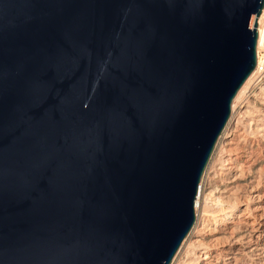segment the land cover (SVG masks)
Here are the masks:
<instances>
[{
    "label": "water",
    "instance_id": "95a60500",
    "mask_svg": "<svg viewBox=\"0 0 264 264\" xmlns=\"http://www.w3.org/2000/svg\"><path fill=\"white\" fill-rule=\"evenodd\" d=\"M264 0H0V264H169Z\"/></svg>",
    "mask_w": 264,
    "mask_h": 264
},
{
    "label": "bare ground",
    "instance_id": "6f19581e",
    "mask_svg": "<svg viewBox=\"0 0 264 264\" xmlns=\"http://www.w3.org/2000/svg\"><path fill=\"white\" fill-rule=\"evenodd\" d=\"M251 74L252 71L231 99L229 114L199 179L191 226L169 264H264V149L251 145L240 151L238 143L242 140H237L235 129L240 116L233 115ZM258 95L245 97L238 110L243 119L258 112L255 125L264 120V97ZM244 135L247 133L242 135L246 138ZM245 138L243 144L247 142Z\"/></svg>",
    "mask_w": 264,
    "mask_h": 264
},
{
    "label": "rangeland",
    "instance_id": "374dc122",
    "mask_svg": "<svg viewBox=\"0 0 264 264\" xmlns=\"http://www.w3.org/2000/svg\"><path fill=\"white\" fill-rule=\"evenodd\" d=\"M252 86V88L254 87V91H252V92H256L258 89L260 90V88H261V90L260 91H258V93H256V94H259L258 96H261L263 93H264V90H263V88H264V81H259V82H257L256 84H254L253 85V83L251 84L250 82L247 84V88H250ZM246 88V87H245ZM246 88V89H247ZM245 89V90H246ZM261 91H263V92H261ZM256 94H254V95H251V96H246V95H244L243 97H242V104L240 105V106H242L244 103H245V97H247V98H250V97H253V96H255ZM262 98L264 97V96H261ZM245 99V100H244ZM257 108H259V105H257L256 106ZM238 110H239V108L238 107H236L235 109L233 108V115H236L235 116V118L237 117H239L238 119H239V121H238V119H237V124H236V130H237V135H239V136H236V137H238V141H240V139L242 140V141H240L239 143H238V147L240 146V151L242 150V148L243 149H248V147H250L251 145L255 148V147H257L258 149H264V137L262 138L261 136V134H263V132L261 133V131L259 130V127L258 126H254L253 125V121H252V124H251V126L249 127L248 126V122L250 121V116H252L253 114L251 113V115L249 114V116H247V117H244L245 119H243L242 118V115L243 114H240L239 112H238ZM240 110L241 111H243L244 109H242V108H240ZM238 112V113H237ZM254 114H256L255 112H253ZM239 115V116H238ZM240 118H242V120L240 119ZM258 118V117H257ZM256 118V119H257ZM235 121V119H233V122ZM254 122H255V119H254ZM234 124H235V122H234ZM238 124H240V128L238 127ZM246 124V125H245ZM241 125H245V127L243 126H241ZM248 127V128H247ZM252 127V128H251ZM254 127V128H253ZM242 128H243V130L245 131H243L242 130ZM252 129V130H251ZM261 129H263V128H261ZM242 130V131H241ZM250 130V131H249ZM248 132H250V133H248ZM239 133V134H238ZM247 133V136L246 135H244V136H246V138L245 137H243L242 135L243 134H246ZM221 136V135H220ZM242 136V137H241ZM242 138H245V139H247V142L246 141H244V144L242 143L243 142V139ZM237 141V142H238ZM257 141V142H256ZM228 209V207L227 206H225V209ZM187 241H185L184 242V244H183V248H184V250H185V247L187 246ZM183 253V252H182ZM182 253H180V256H182ZM180 256L178 257V259L180 258Z\"/></svg>",
    "mask_w": 264,
    "mask_h": 264
},
{
    "label": "built area",
    "instance_id": "2783aa9c",
    "mask_svg": "<svg viewBox=\"0 0 264 264\" xmlns=\"http://www.w3.org/2000/svg\"><path fill=\"white\" fill-rule=\"evenodd\" d=\"M255 32H256L255 63H254V67L252 69L251 79L249 81L251 84L253 83V85L259 81H264V5H263V8L261 9L259 16L257 17V21H256V25H255ZM258 90L256 92H252V91H254V87L252 88V86H251L250 88H247L246 90H244L243 94L246 96H251V95L256 94L258 92ZM261 96H264V93ZM241 104H242V101H240V102L237 101L234 105V109L236 107L239 108ZM255 115L256 114H253L252 116L249 117L250 121L248 122V126L249 125L251 126L252 121H253V125L255 127L258 126L259 130L262 133L261 128L264 126V120H263V122H259V124L255 125L254 119L257 118Z\"/></svg>",
    "mask_w": 264,
    "mask_h": 264
}]
</instances>
